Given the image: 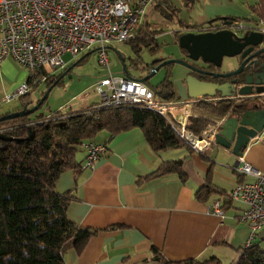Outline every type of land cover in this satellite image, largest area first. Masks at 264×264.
Masks as SVG:
<instances>
[{"label": "crops", "instance_id": "crops-1", "mask_svg": "<svg viewBox=\"0 0 264 264\" xmlns=\"http://www.w3.org/2000/svg\"><path fill=\"white\" fill-rule=\"evenodd\" d=\"M167 1L176 7V11L168 10L173 17L170 21L154 9V13H150L157 23L165 24L164 27L173 24V28H185L221 17L245 24H253L258 19L249 10L256 0ZM179 1L181 7L189 11L187 18L176 19L173 14L180 10ZM153 3L146 7V14ZM163 8L168 9L164 5ZM26 74L11 58H3L0 61V99L13 92ZM30 91L31 88L26 98L32 100ZM18 100L15 97L0 103V114L18 107ZM191 104L178 102L176 107L168 109L176 120L184 123L190 116L206 119L207 124L217 118ZM100 133L90 140L104 143L105 154L94 160L92 167L82 168L86 150L81 147L76 159L78 167L61 171L54 184L57 192H69L73 197L66 206L68 220L97 230L80 252L66 248L62 264H155L152 246L170 260H203L215 256L229 261L242 247L247 226L239 219V213L244 204L228 199V194L236 183L251 181L252 177L234 169L237 157L229 149L210 143L200 153L191 152L186 146L153 152L138 128L114 135L106 131ZM182 156H185L183 179L172 173L136 182L162 161ZM242 156L254 168L264 171V131L249 137ZM206 183L222 190L223 194L215 191L208 199L199 201L195 192ZM215 200L219 205L227 204L222 208L221 217L208 208ZM256 242L264 250V238L258 237Z\"/></svg>", "mask_w": 264, "mask_h": 264}, {"label": "trees", "instance_id": "trees-1", "mask_svg": "<svg viewBox=\"0 0 264 264\" xmlns=\"http://www.w3.org/2000/svg\"><path fill=\"white\" fill-rule=\"evenodd\" d=\"M153 4V9L162 17L169 21L173 18L168 13L174 8L169 1L157 0ZM163 5L168 9L163 8ZM249 10L256 17L264 19V0H256L249 6ZM145 15L146 13L139 27L134 30V37L124 41L130 45L135 55L131 60L134 62L140 59L138 50L141 47L148 46L150 53L151 49L155 51L159 48L156 37L165 30L164 25L161 28H152L151 23L144 18ZM202 25L185 28L193 30ZM85 57L86 55L76 63L84 61ZM170 66L168 64L164 67L159 81L163 85L160 87L166 89L171 86ZM57 78L55 84L59 83L60 76L53 72L42 82L48 87ZM37 84H30V88ZM150 88L159 100L175 99L168 96L162 98L164 90ZM28 95L26 92L17 96L20 103L12 111L20 109L22 104L26 108L31 106L33 101L26 98ZM96 104L98 102H92L76 110L69 108L66 111L55 110L49 113L32 112L0 121V127L4 128L2 133L16 139H0V264H62V255L66 248L72 247L80 252L88 238L96 233L94 228L78 226L68 220L66 206L73 197L69 192L60 193L54 189L61 171L78 167L74 155L83 140L93 138L100 131L114 135L138 128L153 152L183 146L191 151L175 133L172 127L175 125H170L162 114L154 110L137 104L94 107ZM194 106L221 117L226 115L231 103L225 100H198L194 102ZM206 124V119L190 116L186 119L185 127L194 134H199ZM28 127L32 130V135L25 139ZM184 158L182 156L162 161L136 182L142 183L146 179L172 173L183 179ZM215 191L223 194L222 190L206 183L196 190L195 197L204 201ZM226 205L220 204L219 207L222 210ZM151 250L155 264H222L215 256L203 260H170L153 246ZM238 250L241 253L236 264H264V250L257 246V242L248 247H239L236 251Z\"/></svg>", "mask_w": 264, "mask_h": 264}, {"label": "built area", "instance_id": "built-area-1", "mask_svg": "<svg viewBox=\"0 0 264 264\" xmlns=\"http://www.w3.org/2000/svg\"><path fill=\"white\" fill-rule=\"evenodd\" d=\"M154 0H0V61L11 58L26 70V77L16 89L5 94L0 103L23 95L30 84L45 80L55 70L66 63L63 55L73 58L90 47H98L97 62L107 74L95 81V91L100 101L94 107L118 104H137L162 114L178 137L192 152L200 153L207 145L214 143L217 124L223 119H215L199 133L186 129L183 121H178L168 109L170 102H162L153 97L151 89L137 78L111 74L104 51L111 41H124L133 35L140 23L146 7ZM248 26L264 36V19L258 18L253 24L239 20L219 19L203 24L198 31H216L222 28L234 32ZM196 29V30H197ZM4 128L0 127V132ZM80 146L86 150L82 168L92 167L94 160L106 152L104 143L83 140ZM237 157L234 169L252 177L251 181L236 183L229 190V198L244 204L239 219L246 223L247 233L242 247L252 245L258 233L264 230V171L246 162L242 153ZM218 201L208 208L219 217L222 210Z\"/></svg>", "mask_w": 264, "mask_h": 264}, {"label": "water", "instance_id": "water-1", "mask_svg": "<svg viewBox=\"0 0 264 264\" xmlns=\"http://www.w3.org/2000/svg\"><path fill=\"white\" fill-rule=\"evenodd\" d=\"M220 19L224 20V17ZM176 42L179 48H183L186 51L187 58L191 61L199 59L201 62L211 63L215 67L220 66L223 56L242 58L240 62H238L239 60L237 61L238 64L234 69L218 74L220 77L240 74V80L232 78L229 81L217 83L198 79L187 74L183 79L178 78L173 81L176 88L174 98L179 101L203 97L212 99L216 95L220 99L234 96L241 98V101L234 103L229 108L226 116L217 124V132L214 134L213 139L214 143L224 149H229L232 154L239 156L246 147L249 137L264 131V36L256 27L248 26L237 32L227 28L204 32L184 31L176 37ZM255 48L256 50L251 53L250 51ZM97 49L98 47L89 49L73 63ZM116 54L124 76H128L122 55L119 52H116ZM256 56L259 57L254 58ZM168 63L192 67L183 59L166 58L138 80L145 82L159 66ZM195 71L200 72L201 70L195 69ZM57 80L58 78L52 85ZM52 85L46 87L41 97L34 104L27 108L25 104H22L20 109L0 115V121L34 112ZM164 97L162 95V98ZM217 118L220 119V117ZM27 129L25 139L32 135V130L29 127ZM0 139L16 140L2 132H0ZM258 237L264 238V230L258 233ZM240 253L241 250L236 251L231 264H236Z\"/></svg>", "mask_w": 264, "mask_h": 264}, {"label": "rangeland", "instance_id": "rangeland-1", "mask_svg": "<svg viewBox=\"0 0 264 264\" xmlns=\"http://www.w3.org/2000/svg\"><path fill=\"white\" fill-rule=\"evenodd\" d=\"M177 6L180 10L177 13L173 12V14L176 15L175 18H187L189 11H186L184 7H181L180 1L179 3H177ZM150 7L151 8H149V10L147 9V14L144 18H147L149 23H151L152 28H161V25L156 23L154 18L150 16V13H154L152 11L153 6ZM173 9L176 11V7H174ZM170 27L171 24H169L167 27H164L165 32L157 36L156 42L158 43L159 48L155 50V56H151L152 54L149 51V47L144 46L138 50L140 59L137 62L131 61L132 59H134L135 55L132 52V49L128 43L123 41H111L105 44L106 47L104 51L106 53V58L109 62L110 73L114 75H124L116 52H119L123 57L127 75L129 77L137 79L143 77L148 72V70L143 67L144 62H150L153 60V58L156 57L170 56L171 58H177L179 55L177 51V45L171 42L173 38L168 33ZM90 48L92 49V47ZM83 53L85 52H82L81 54L70 59H68L69 56L63 55V60L66 63L63 65L62 68L54 71V75L60 76L59 83L52 85L45 98L39 105L40 107L37 108L33 113H49L55 110L66 111L69 108L72 110H76L92 102L100 101L99 94L95 91V81L99 77L106 75L107 71L102 65L97 62L96 51L88 53L84 61L80 63H73ZM237 61L238 59L235 56H223L219 69L224 72L230 69H234L238 64ZM141 67H143V69H140ZM170 68L171 72L173 73L171 75L172 81L181 78L186 71V67L177 63H173ZM163 69L164 67H161L152 75H150L146 79L145 83L152 88L158 89L160 86L159 81L161 80L164 72ZM45 89L46 84L44 82H41L31 88L30 97L33 101V104L41 97ZM100 134L101 133L99 132L95 136V138L100 136ZM80 149L81 146L78 145L76 148V153L74 155L75 159H77V155L80 153ZM232 258L229 261H231ZM220 261L222 262V264L230 263L229 261L222 258Z\"/></svg>", "mask_w": 264, "mask_h": 264}, {"label": "flooded vegetation", "instance_id": "flooded-vegetation-1", "mask_svg": "<svg viewBox=\"0 0 264 264\" xmlns=\"http://www.w3.org/2000/svg\"><path fill=\"white\" fill-rule=\"evenodd\" d=\"M143 19V18H142ZM142 19H141V21H142ZM166 19V18H165ZM141 21H140V23H141ZM240 21V20H239ZM242 22V21H241ZM139 23V24H140ZM157 23V22H156ZM138 24V25H139ZM158 24H160V23H158ZM137 25V26H138ZM161 26L162 25H165V24H160ZM137 28V27H136ZM199 29H190V28H181V27H179V28H177V26H175L174 28H173V24H171V27L169 28V31H168V33L172 36V38H174L171 42L173 43V44H176L177 45V42H176V37L180 34V33H182V32H184V31H194V32H201V31H198ZM206 31V30H205ZM207 31H211V30H207ZM163 32H165V30L163 31ZM162 32V33H163ZM202 32H204V31H202ZM162 33H160V34H162ZM159 34V35H160ZM158 35V36H159ZM134 37V32H133V35L130 37V38H133ZM130 38H128V39H130ZM157 38V37H156ZM128 39H126V40H128ZM125 41V40H124ZM123 41V42H124ZM153 48V47H152ZM256 50V48L255 49H253V50H251L250 52L252 53V52H254ZM177 51H178V57L177 58H180V59H183V60H185L190 66H192V67H186V66H184V67H186V71H185V73H184V75L181 77V79H183L184 78V76H186L187 74H190V75H192V76H195L196 78H198V79H202V80H205V81H211V82H217V83H222V82H225V81H229V80H231L232 78H236L237 80H240L241 78H240V74H236V75H231V76H226V77H220L218 74L219 73H224V71H221L220 69H219V66L218 67H215V66H213L211 63H208V62H201L199 59H197L196 61H191L190 59H188L187 58V54H186V51L183 49V48H179L178 46H177ZM151 56H155V54H156V52L155 51H152V49H151ZM259 56H256V57H254V58H258ZM166 58H171L170 56H166V57H156V58H153V60L152 61H150V62H144L143 64H144V67H147V69L146 70H148V72H149V70H151V68H153V67H155L160 61H162V60H164V59H166ZM252 59V58H251ZM239 61L238 62H240V60H242V58L241 59H238ZM168 64H173V63H168ZM168 64H165V65H162V66H159L157 69H156V71L158 70V69H160L161 67H165L166 65H168ZM195 69H199V70H201L200 72H196L195 71ZM163 70H165V69H163ZM171 70V69H170ZM155 71V72H156ZM147 72V73H148ZM226 72V71H225ZM173 73L171 72V75H172ZM170 81H171V86H169V88H164V87H160V86H163L162 84H160V86H159V88L157 89V90H164V92L162 93V95H164V96H168V97H175V93H176V88L174 87V84H173V81H172V78H170ZM145 82H146V80H145ZM144 82V83H145ZM146 84V83H145ZM147 85V84H146ZM149 88H150V86L149 85H147ZM151 89V88H150ZM151 91H152V89H151ZM152 94H153V91H152ZM153 97H155L154 96V94H153ZM200 101V100H202V101H211V100H225L226 102H228V103H231V106L234 104V103H238V102H240L241 101V98L240 97H237V96H234V97H230V98H225V99H220V98H218V95H216L215 96V98H212V99H210V98H206V97H203V98H200V99H189V100H186V101H179V100H177V99H174V100H168V101H162V102H170V103H172V107H176L177 106V103L178 102H189V103H191L192 102V104L191 105H193L194 106V102L195 101ZM190 105V104H189Z\"/></svg>", "mask_w": 264, "mask_h": 264}]
</instances>
